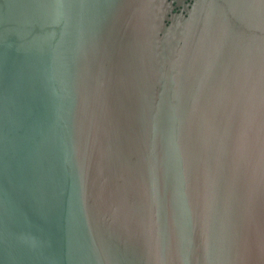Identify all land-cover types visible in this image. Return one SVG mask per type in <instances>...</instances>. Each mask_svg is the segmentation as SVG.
<instances>
[{
    "label": "water",
    "instance_id": "95a60500",
    "mask_svg": "<svg viewBox=\"0 0 264 264\" xmlns=\"http://www.w3.org/2000/svg\"><path fill=\"white\" fill-rule=\"evenodd\" d=\"M0 264H264V0H0Z\"/></svg>",
    "mask_w": 264,
    "mask_h": 264
}]
</instances>
